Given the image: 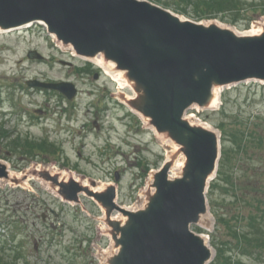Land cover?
Wrapping results in <instances>:
<instances>
[{"label": "rangeland", "instance_id": "374dc122", "mask_svg": "<svg viewBox=\"0 0 264 264\" xmlns=\"http://www.w3.org/2000/svg\"><path fill=\"white\" fill-rule=\"evenodd\" d=\"M160 1L182 18L198 22L204 14L201 22L240 33L258 32L264 25L263 0H242L241 11L224 12L209 11V0ZM30 50H38L44 59H30ZM106 70L112 71L73 55L40 24L0 32V132L9 134L0 137V161L8 165L12 179H19V184L0 179V254L4 245L14 244L23 246L35 264H107L114 242L105 210L84 192L79 202L62 199L33 171H65L64 179L74 176L102 190L114 183L116 201L137 210L146 203L145 190L154 173L178 151L128 106L132 90ZM97 71L102 72L99 80L94 78ZM34 79L74 83L76 101L29 86L28 80ZM221 90L216 107L194 105L186 112L190 121L216 130L221 140L222 173L207 194L210 216L192 229L205 235L213 248L208 264H264V246L258 243L264 238V83ZM38 108L46 113L37 114ZM25 136L54 148L28 153L9 147L16 137ZM184 159L183 154L176 158ZM174 172L179 175L181 169Z\"/></svg>", "mask_w": 264, "mask_h": 264}, {"label": "water", "instance_id": "95a60500", "mask_svg": "<svg viewBox=\"0 0 264 264\" xmlns=\"http://www.w3.org/2000/svg\"><path fill=\"white\" fill-rule=\"evenodd\" d=\"M33 24L44 25L76 55L102 56L113 71H121L135 94L127 104L179 147L154 173L146 203L137 210L116 202L115 184L96 191L49 170L33 174L51 182L64 200L79 202L84 192L105 210L114 242L108 264H207L212 250L191 226L209 212L206 193L221 144L215 130L192 123L185 113L194 105L212 108L218 88L264 81V25L260 33L238 34L216 22L184 19L149 0H0V31ZM28 56L43 58L37 50ZM28 84L59 90L70 100L77 94L69 81ZM180 154L182 170L172 178ZM1 178H9V171L0 161ZM115 211L123 219L113 218Z\"/></svg>", "mask_w": 264, "mask_h": 264}, {"label": "trees", "instance_id": "16d2710c", "mask_svg": "<svg viewBox=\"0 0 264 264\" xmlns=\"http://www.w3.org/2000/svg\"><path fill=\"white\" fill-rule=\"evenodd\" d=\"M158 4H161L162 2L160 0L156 1ZM264 3V0L262 1ZM209 11L211 12H224L226 10H242L245 6L242 0H209L208 2ZM206 15V14H205ZM204 17L203 15H198V20H201ZM3 135L0 132V137ZM6 136V135H4ZM8 136V135H7ZM21 138H18L17 140L21 142ZM16 140V142H17ZM33 142V141H32ZM32 142H26V146L22 147L24 152H32L34 147L31 146L33 144ZM18 143V142H17ZM29 143V144H28ZM18 148L20 149L21 146L18 145ZM221 161V160H220ZM221 169H220V162H219V168L217 172V176L214 180L211 181L209 190L212 187L213 182L218 179L221 176ZM208 190V195L210 191ZM257 227V226H256ZM259 228V227H258ZM260 242V243H259ZM259 244L264 246V238L261 239V241H258ZM3 247V254H0V264H35V262L30 261L26 257V253H24L23 246L20 245H14L12 244L9 248L4 245Z\"/></svg>", "mask_w": 264, "mask_h": 264}, {"label": "bare ground", "instance_id": "6f19581e", "mask_svg": "<svg viewBox=\"0 0 264 264\" xmlns=\"http://www.w3.org/2000/svg\"><path fill=\"white\" fill-rule=\"evenodd\" d=\"M226 27H228V26H226ZM238 34H243V33H240L239 31H237L236 29H234ZM253 33H258L257 31L256 32H253ZM91 61H93V62H95L96 64H98V65H100V66H102V67H107V66H109L110 68H112L113 67V65L112 64H106L105 63V61H104V59H103V57L102 56H97L96 58H93V59H90ZM107 65V66H106ZM106 72L109 74V75H111V77L114 79V80H117V81H119L120 82V84H121V86L122 87H130V85H129V83L126 81V79L123 77V73L121 72V71H116V72H112L111 71V73L109 72V71H107L106 70ZM222 90H221V88L219 89H216L215 90V93H216V95H217V97H216V100H214V102H213V105H212V107H216L219 103H220V92H221ZM176 148H177V146H176ZM182 166H183V161H181V162H178L177 160H176V162H175V164L173 165V167L171 168V170H170V177H174V176H176L177 174H175V170H177V169H181L182 168ZM51 172H53V173H56L55 171H53V169L51 170ZM63 173V174H62ZM61 179H63V178H65L66 177V173H65V171H61ZM10 178L12 179V175L10 174ZM15 178V177H14ZM78 179V178H77ZM84 184L85 185H88V183L87 182H84ZM92 189H94V190H97V191H99V190H102V186H100V187H92V186H90ZM209 213L208 214H206V215H204L203 217H202V222L203 221H207L208 220V218H209ZM116 219H118V218H122L123 219V217L119 214V215H117L116 217H115ZM204 238H206V236L205 235H202ZM206 241H207V243H208V239L206 238ZM210 248H211V250H212V252H213V248L210 246Z\"/></svg>", "mask_w": 264, "mask_h": 264}, {"label": "flooded vegetation", "instance_id": "af4514ba", "mask_svg": "<svg viewBox=\"0 0 264 264\" xmlns=\"http://www.w3.org/2000/svg\"><path fill=\"white\" fill-rule=\"evenodd\" d=\"M72 65V64H71ZM70 65V66H71ZM96 74H97V80H99L100 79V77H101V75H102V72H100V71H97L95 74H94V76H96ZM70 103H74L75 101H69ZM37 114H40V115H44L45 113H46V110H44V109H42V108H38L37 110H34ZM68 115H70L69 113H67ZM60 120V119H59ZM71 120H72V117H69L68 118V122L70 123L71 122ZM60 122V121H59ZM62 124V123H61ZM61 129H63V128H61ZM28 136V135H27ZM27 136H25V137H23V139H21V142H19L17 139H14L11 143H9V147H15V146H21V147H24V146H26V142H28L29 141V137H27ZM43 138V137H42ZM16 140H17V142H19V143H17L16 142ZM38 141V142H37ZM30 142V141H29ZM29 144V143H28ZM31 146H33L35 149H37V148H40V147H45V146H47L48 147V149H53L54 148V146L51 144V143H48V142H45L44 140L43 141H41L40 139L39 140H36V142L35 143H33V144H31ZM61 151V150H60ZM59 151V152H60ZM37 155H38V153H37Z\"/></svg>", "mask_w": 264, "mask_h": 264}]
</instances>
